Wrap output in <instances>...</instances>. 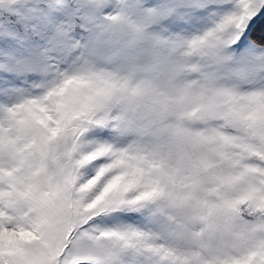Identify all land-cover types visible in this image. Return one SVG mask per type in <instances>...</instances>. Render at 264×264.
I'll return each instance as SVG.
<instances>
[{
	"label": "snow or ice",
	"instance_id": "6c2138e0",
	"mask_svg": "<svg viewBox=\"0 0 264 264\" xmlns=\"http://www.w3.org/2000/svg\"><path fill=\"white\" fill-rule=\"evenodd\" d=\"M0 264H264V0H0Z\"/></svg>",
	"mask_w": 264,
	"mask_h": 264
}]
</instances>
